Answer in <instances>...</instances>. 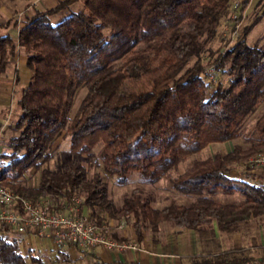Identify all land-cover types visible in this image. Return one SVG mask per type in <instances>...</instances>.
Listing matches in <instances>:
<instances>
[{"label":"trees","instance_id":"1","mask_svg":"<svg viewBox=\"0 0 264 264\" xmlns=\"http://www.w3.org/2000/svg\"><path fill=\"white\" fill-rule=\"evenodd\" d=\"M78 1L79 9L51 22V15ZM231 1L58 0L35 10L18 30L17 42L32 73L17 101L19 132L8 143L12 152L0 154L8 159L0 180L21 197L50 196L57 206L82 197L81 207L97 224L131 220L139 240L162 223L193 230L214 249L190 255L188 264H264V257L256 262L244 255V246L223 248L216 237V232L241 233L264 216V185L248 180L249 174L231 175L264 151V111L246 138L248 147L215 151L192 160L175 178L171 175L209 145L240 138L246 119L264 103V44L239 39L215 58L216 51L206 47ZM16 48L10 34L0 36V74ZM209 65L220 69L226 81L213 85L207 79ZM81 86L87 92L70 119ZM63 130L74 157L57 168L41 169L36 187L21 185L24 170L48 159V149ZM80 155L115 176L118 184L133 174L150 184L167 179L191 200L172 199L158 207L150 197L133 195L116 204L99 174L87 177ZM0 231L8 234L9 229ZM2 232L0 264H25L20 240Z\"/></svg>","mask_w":264,"mask_h":264},{"label":"rangeland","instance_id":"2","mask_svg":"<svg viewBox=\"0 0 264 264\" xmlns=\"http://www.w3.org/2000/svg\"><path fill=\"white\" fill-rule=\"evenodd\" d=\"M57 1L58 0H0V36L4 34H10L12 38L15 36V38L13 39L17 45L15 54L13 55L14 57L12 56L10 58V63L7 66L5 73L0 74V154L12 152L8 143L10 139L13 136L17 135L19 132L16 128V122L18 117L20 116V108L17 104V101L20 97L22 88H24L29 83L32 73L31 69L26 65V52L18 45L16 34L19 28L23 25V21L26 17H30L32 14H34L35 10H43L45 8H49V5H52L54 2L57 3ZM236 3L237 6L235 7ZM81 6L82 2L78 1L70 6V10L57 12L51 15L50 20L53 24H55L62 20L69 12L79 9ZM239 39H244L248 44H253L256 42H258L260 45L264 44V0H253L247 8L242 5V0H232L226 15L221 20L220 25L218 26L215 36L209 40L206 47L211 49L212 51H216V53H212L211 55V57L215 58L216 54L219 51L222 52L227 48L232 47ZM22 55H24L25 57L23 65L21 63L22 58L19 57ZM203 57H205V61L208 60V51L204 53ZM206 74L207 79L212 81L213 85H216L219 81H226L227 79V76L222 71H220V69H216L213 65H209L206 67ZM86 92L87 89L84 86L79 87L76 91L69 113L70 119H72L77 113L78 108L86 95ZM263 111L264 103H262L258 107V109L249 118L246 119L241 130L242 134L240 138L221 144L209 145L202 152L191 156L184 162H182L176 170H173L171 172L172 177L175 178L177 175L182 173L194 159H203L209 157L215 151H220L222 153L230 151L236 145L240 146L241 148L248 147L249 142L246 140V138L253 130L257 117ZM69 144L70 138L66 134L65 130H63L59 134V136L55 138L50 148L48 149V159L42 162L38 167L31 166L24 170L22 177L19 179V183L25 187H36L39 183L41 169L45 167H49L51 169L57 168L67 160L74 157L69 152ZM99 149L100 146H96L93 149L95 156H98ZM77 158L87 168V177H92L93 174H99L102 180L107 183L109 196L112 197L116 204H122L126 197H131L133 195H140L142 198L150 197L153 200V204L158 207L168 203L172 199H175L178 202L182 203L191 200V197L184 196L183 194H180L176 189H174L171 180L163 179L157 184H150L142 182L137 174H133L126 183L118 184L115 176H109L100 167L91 165L87 161L86 155H80ZM7 160L8 159L6 158H0V169ZM235 171H237L235 174H249L248 178L254 183H262L258 175L259 172H264V168L244 170L239 168L238 166ZM243 171H247L248 173H245ZM1 183L4 186H7L3 183V181H1ZM7 187L11 189L10 186ZM41 198L48 199L50 201L51 208L56 211L64 212L68 210L69 207L77 206L81 209V213L84 214L81 207L83 199L82 197H79L77 195L73 196L70 201H63L61 204H59V206H57L53 202V199L50 196H39L36 198L27 199L36 201ZM220 198L223 201H232V198L230 197L225 198L221 196ZM75 199H80L81 203H76ZM120 224H122V226ZM101 225H107V227H104L103 229H108L109 237H111L112 239L119 242H133L127 238L117 239L112 236V232L118 231L117 229H125L126 227L132 228L131 220L108 219ZM256 226L264 228V216L255 221L253 220L252 222H249L245 227L242 228V232L238 233L241 236L238 235L239 239H237L238 237L236 239L241 240V243L243 241L241 246L248 244L249 241L246 240L248 238L245 235L249 231L252 232L253 229L255 230ZM3 227L8 228L9 232L7 234L5 233V231L4 233L0 231V233L2 232L4 235H8L9 238H17L21 242L20 235L23 234H18L10 229V227H8L7 225L1 224L0 228ZM216 235L219 236L217 240L222 244L223 248L234 247L233 244L235 242L232 240L233 238H235L234 233L231 235H222L218 233ZM35 241L42 242L41 238H35ZM26 247L28 246L25 245L23 247L21 243H19V248L24 257L25 264H42L39 255H37V253H29L28 251H26ZM75 247L78 248L77 246ZM209 248L214 249L212 243L208 246V248L207 245H201L200 250H203L200 253L204 252L205 250H210ZM78 250L80 249L78 248ZM243 254L253 257L257 262V260L264 257V246H248Z\"/></svg>","mask_w":264,"mask_h":264},{"label":"crops","instance_id":"3","mask_svg":"<svg viewBox=\"0 0 264 264\" xmlns=\"http://www.w3.org/2000/svg\"><path fill=\"white\" fill-rule=\"evenodd\" d=\"M252 1L248 0L245 7L247 8ZM55 5L56 2L48 7ZM17 35L18 32L16 37ZM19 57L22 58L21 63L23 65L25 57L24 55ZM236 172L232 170L231 175L244 178L245 174H235ZM258 176L262 182L261 184L264 185V172H259ZM248 180L250 179L248 178ZM82 212L85 215L88 214L83 208ZM117 230L112 233H115L119 239L127 238L135 242L138 249L109 250L96 247L91 251H80L72 244L57 247L50 238H41L42 242H37L35 238L39 239L40 237L34 234L20 235V243L23 247L28 246L26 251L29 253H37L42 264H188V257L200 253L203 250H200L201 245H207L205 239H199L195 231L189 229L177 231L166 223L160 224L158 230L154 233L151 231L144 232L141 240L137 238L133 227ZM238 233H234L235 238L232 239L236 243L233 244L234 247H241L243 243V241L241 243V240H237L241 236ZM245 236L249 242L244 247L264 246L263 227L256 226L255 230L249 231Z\"/></svg>","mask_w":264,"mask_h":264},{"label":"built area","instance_id":"4","mask_svg":"<svg viewBox=\"0 0 264 264\" xmlns=\"http://www.w3.org/2000/svg\"><path fill=\"white\" fill-rule=\"evenodd\" d=\"M240 167L247 170L264 168V152L246 159ZM75 202L81 203V200L75 199ZM1 224L18 234L29 233L50 238L57 247L72 244L82 251H91L96 247L109 250L138 249L136 243L119 242L109 237L108 229H103L107 225L97 224L88 215L82 214L79 207H69L64 212L56 211L51 208L48 199L32 201L21 197L0 180Z\"/></svg>","mask_w":264,"mask_h":264}]
</instances>
